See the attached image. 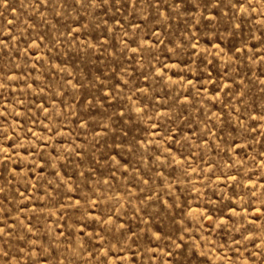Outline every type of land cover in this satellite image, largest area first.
<instances>
[{
    "label": "rangeland",
    "instance_id": "374dc122",
    "mask_svg": "<svg viewBox=\"0 0 264 264\" xmlns=\"http://www.w3.org/2000/svg\"><path fill=\"white\" fill-rule=\"evenodd\" d=\"M0 264H264V0H0Z\"/></svg>",
    "mask_w": 264,
    "mask_h": 264
}]
</instances>
